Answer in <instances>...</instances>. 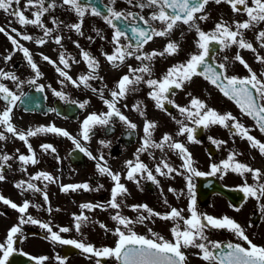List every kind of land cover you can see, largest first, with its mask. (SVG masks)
<instances>
[{
	"label": "flooded vegetation",
	"instance_id": "obj_1",
	"mask_svg": "<svg viewBox=\"0 0 264 264\" xmlns=\"http://www.w3.org/2000/svg\"><path fill=\"white\" fill-rule=\"evenodd\" d=\"M51 0H45V6ZM144 3L145 0H133V4H128L127 0H116L114 5L110 4V0H82V3L95 6L100 8L103 12L105 6H112L116 11L123 12L127 14L129 12L137 14L134 18L136 24L140 27H147L142 21L139 20L140 16H143L146 20L152 15L153 12L158 11L153 8H144L141 10L136 7V3ZM27 0H21L20 8L23 11L24 4ZM57 4H61L62 0H56ZM249 5L250 0H249ZM14 7H16L14 5ZM35 8H30L24 12L27 18H33L31 12L35 11ZM106 14V13H105ZM206 14H208L209 19L204 22L197 21L201 29L205 32H209L214 29L215 24L221 19L226 21L230 26H232L233 21L243 22L247 19L244 14H236L231 11L228 4L221 3L216 5L215 3H210L206 6ZM56 18L61 21L59 28L53 31L52 38L59 35L62 37L61 45H59L60 51L65 53V58L68 59L70 65L69 68L64 69L63 65L59 63L58 55V66L64 70L72 80L79 83V77L87 75L89 72L88 66L83 61L80 52L81 49L88 52L92 57H94L99 63L108 62L105 54H112L114 45L112 44V37L114 29L109 27L103 19L100 17H95L90 14H86L81 31L83 35H78L74 30H69L65 27L67 24H74L79 22L78 17L73 11L68 9V6L57 7L54 10L46 13L41 19L46 27L53 29L56 26L53 25L52 19ZM131 20V18H130ZM11 21V23H9ZM117 28H122L125 23L129 24V29L132 26L130 21H116L114 22ZM149 25L157 30L162 29L163 25L158 21L149 20ZM0 27L5 28L9 35H12L14 39H17L18 43L23 47L29 49L34 63H36L38 70L40 72V77L37 79L35 73L32 71L31 67L27 64L23 53L15 50L8 40L7 36L0 33V69L5 72L14 73L19 81L23 83L17 88L15 82L11 80H0L10 91L16 95L21 96V100L17 101V106L13 108L12 120L11 122L16 127L18 131L26 132L29 129H36L38 127H48L54 126L56 128L67 131L73 138H75L81 146L85 147L93 157L99 158L103 156V161L107 163L108 167L114 173H120L121 183L125 185L128 190V194L122 197H118L121 202V207L116 209H111L107 207L108 201L111 199V189L114 186V182L106 175H100L97 171L96 165L99 162L98 159H89L84 153L79 152L75 145L67 137L58 136L54 133H43L38 134L34 137L28 138V143L31 145L35 157L39 160L36 165H22L18 156L30 155L27 146L23 141L12 137L10 134L5 133L7 139L5 141H0V155L8 154L13 157L12 160L8 161L7 164L10 167H5L2 170V174L5 176L3 181H0V195L9 199L10 201L16 203L18 206L22 205L25 201L29 202L30 207L24 214V218L31 216L42 223H49L53 231L59 232V228L66 227L69 229L67 233H60L61 237L64 239H75L77 241H83L86 244H91L96 248L102 247H114L115 242L118 239L112 233L118 227L116 222L111 219V216L115 215L119 211L120 215L127 217L133 221L136 220L138 215H145L147 212L144 211H132V206L134 205H147L148 208L153 211L165 214L171 211L172 208L177 209V200L171 196L163 195L162 190L156 184H153L146 179H139L140 187L138 188L135 183L128 181L125 176L127 169L125 168V162L128 160H135L136 150L141 146V138L143 135L132 144L128 142L123 143L120 141V132L125 129V126L118 121V119L113 118L112 131H107L102 127H96L88 141H84L80 135L81 125L83 121L88 116L85 109L82 108L75 116H68V111L71 110V105L76 102L78 105L83 103V89L90 90L96 89L94 93L102 90L101 78L99 75V69L94 73L97 79L88 81L89 87H84L80 85L76 87L68 80L59 76L56 71V67L49 64L47 61L42 59V56H49L50 53L44 50V45L40 46L35 43V41L41 37L45 40H49L50 37H44L43 31L35 26L27 25L21 27L16 23L15 19L11 16L5 14L0 10ZM16 29L22 35H30L33 37L31 41L21 40L15 33L11 32L10 29ZM98 30L100 35H97ZM233 30H235L233 28ZM259 31H264V23L257 24L255 27L244 31V39L250 42V37L257 42L256 35ZM89 34H85V33ZM247 32V35L246 33ZM126 37L121 38V44H130L135 47V40L132 39V33L130 30H126ZM104 39H101L100 36ZM89 37L92 39L90 40ZM197 40V35L195 31H190L187 25L179 24L173 29L171 34L167 37H154L153 41L144 45L141 53H151L153 51H163L165 45L169 41H173L179 44V52L173 56H163L155 57L151 63V76L145 75L144 79H157L165 75L167 70L176 64L184 63L188 60L191 54L198 53V49L195 46V41ZM73 41L79 43L80 48H77ZM260 51V44L258 43ZM212 54L207 58V62L210 64H226V75L236 76L238 78H244L249 75L248 70L244 68L238 61H235L234 56L243 50L239 49L235 45L220 51L218 45H212ZM69 48V49H68ZM78 50V51H76ZM257 51V53H258ZM224 52V55L222 53ZM61 53V52H59ZM256 53V55H257ZM11 55V59L5 62V57ZM255 55V57H256ZM227 56L228 60L225 61L224 57ZM241 58L243 56L240 54ZM71 57V59H69ZM246 57V56H245ZM73 59L77 63H73ZM130 60V61H128ZM133 62V63H132ZM136 62V63H134ZM249 67L255 72L259 78L258 62L255 59V64L252 65L249 61H245ZM142 63H149L148 61H138L132 57H127L125 62L121 65L124 69L119 70L118 77L115 78L112 84V91L115 90L116 83L119 79L128 73H124V70L128 71L129 66L132 68H137L142 65ZM81 65V66H80ZM87 66L86 69L83 66ZM110 65V64H109ZM115 69V68H114ZM240 73H236V70ZM122 73V74H121ZM31 79H36L35 85H30L27 81ZM142 88L138 93L131 94L128 93L127 96L120 100L117 104L118 108L131 106L133 107L137 103H140L144 112V116H141L138 112V117L141 119V126L143 127L145 119L148 121L155 122L157 124L156 129L159 131H164V134H169L166 131L167 127H174L175 132L172 136L175 142H179L185 146L188 153L191 155L193 160V167L195 165V151L194 146L198 145L205 149L209 139L210 134L208 129L196 128L195 124L187 120L177 108L172 105L165 104V110L161 111L155 106V102L150 99L149 92L151 89L147 87L146 84H139ZM139 85L135 86L137 89ZM43 86L42 92H37L36 87ZM63 93L65 99H61L53 95V91ZM175 95H169V98L174 101L175 104L181 107H188L192 97H196L201 101L205 102L207 107L216 110L220 114L231 113L232 116L236 117L239 123L243 124L246 128L250 129V135L255 137L260 142L264 143V134H262L256 127L255 121L251 118L243 115L236 104L225 97L218 88L210 84L203 77H193L192 81L185 84L182 89H173ZM23 93V95H21ZM60 101L62 106V113L58 114L56 112V101ZM87 101V100H86ZM94 103V105H96ZM222 103V105L220 104ZM69 105V106H68ZM93 105V103L87 101V106ZM5 102L0 100V111L5 108ZM225 111H222V108ZM96 113V110L94 111ZM98 114V113H96ZM183 121L188 127L195 128L197 131L196 135L199 138H195L196 143L189 142L187 139V134L177 135L179 131L180 124L176 121ZM231 123V122H229ZM119 126V127H118ZM211 127L220 128V135L225 139L224 149L220 147L214 148V153L205 161H198V167L201 168H211L213 164H221L222 161L226 160L229 153H240L236 156V160L240 162L241 157L246 156L247 148L249 146L248 141L241 139L238 136H234L232 133L235 131L229 128H223L219 125H213ZM119 128V130H118ZM156 129L153 131L152 139L155 142H160L162 137L156 133ZM173 130V128H170ZM3 129L0 128V132ZM143 133V128L141 130ZM227 134V137H226ZM200 137H204L200 139ZM104 141L109 143V147H103L100 143ZM228 141V142H227ZM212 143V142H211ZM44 144L51 145L55 152L48 151L45 153L41 146ZM253 155L255 159H260L262 161V169L259 167L253 169H259L262 176L259 181L253 180L252 175L241 176L237 173H232L229 176L222 173H217L215 176L220 182L230 187H242L245 183L248 185L255 186L257 183H264V156H261L257 149H253ZM18 150V151H17ZM119 151V153H118ZM151 154V155H150ZM208 153L203 152L202 155ZM154 157V159H153ZM164 159L166 162L178 170L181 166L183 171V178L188 176V173L182 167L183 161L177 152L167 149L165 146L164 152L159 149H149L147 152L140 154V160L145 163L150 170L155 173V167L159 164L160 160ZM181 162L179 165L178 163ZM22 168H26V171H22ZM166 171V170H165ZM211 169L206 171L210 173ZM45 172L50 174L52 177L57 178L56 183H49L43 180H31V177L37 173ZM171 176H164L173 181V186H178L179 181H183L176 172L170 173ZM162 176L156 175L159 181ZM25 181V187L27 183H33L36 187L40 188V192H33L31 190L21 191L15 185L20 182ZM193 181V179H192ZM87 183L91 189H97L98 191H87L80 189L75 192L69 191L64 193L61 191L62 185H75ZM103 187H100V186ZM47 195L48 201L45 202L44 195ZM167 200V204L164 201ZM227 204H231L230 201L224 199ZM91 204V205H104L106 210H101L100 208H94L89 211L88 209H81V205ZM36 205L38 207H32ZM264 197H260L259 201L253 198H244L237 207L234 215V221L238 223L244 230L245 234L249 237L253 244L264 247ZM231 206V205H230ZM232 207V206H231ZM58 209V210H57ZM239 209V211H237ZM81 212L87 217L89 221L86 226H82L81 231L77 232L74 224V216L80 215ZM156 218V223L160 222L161 219ZM21 219L20 214L9 207L8 205L0 202V243H4L7 238V233L13 226H19L21 232L17 234L14 241V254L9 258L8 264H36V259L40 257H47L43 264H59L58 257L64 259L65 264H96L97 258L90 256V254L82 253L79 249L74 248L71 245H61L59 243H54L48 239L49 233L45 229L39 227V225H33L31 223H25L19 225V220ZM172 226L170 229L178 223V221H171ZM146 223V220L143 224ZM106 226L107 231L101 228L100 225ZM135 225V224H134ZM140 225V224H139ZM122 228V226H120ZM169 229L170 236L165 239L172 241L173 237ZM211 231V237L214 235V231L217 230L219 234L223 237L229 234L228 238H222L230 240L241 246L247 244L240 240L235 235L232 237V232L226 229H213L209 227ZM123 230V229H122ZM138 235H144L146 238H152L141 231H134ZM244 247V246H243ZM190 249H182L186 254ZM23 253V255H21ZM33 257V259H29ZM100 264H117L114 258H101ZM187 264H189L187 262ZM198 264V263H196Z\"/></svg>",
	"mask_w": 264,
	"mask_h": 264
},
{
	"label": "snow or ice",
	"instance_id": "obj_2",
	"mask_svg": "<svg viewBox=\"0 0 264 264\" xmlns=\"http://www.w3.org/2000/svg\"><path fill=\"white\" fill-rule=\"evenodd\" d=\"M116 0H110V4L114 5ZM128 4H133V0H127ZM210 3L220 5L221 3L228 4L231 11L236 14H244L247 19L243 22L233 21L230 26L226 21L221 19L215 24L213 30L205 32L201 29L197 21L204 22L209 19L206 14V6ZM21 0H0V10H2L8 16L15 19L21 27L32 25L40 28L43 31L44 37H51L53 31L59 28L61 21L56 18L52 19L53 25L56 27L50 29L45 26L42 22V17L54 10L57 7L68 6L70 11H73L78 17L79 22L74 24H67L65 27L69 30H74L78 35H83L81 31L83 19L86 14H90L95 17H100L104 22L111 28L114 29L112 44L114 49L112 54H105L106 60L113 68L120 67L126 60L127 57H132L138 61H148L149 63H142L140 67L132 68L129 66L128 73L123 75L116 83L115 90L110 92L111 100L103 99V92L100 95L103 99V103L107 107V111L96 114L92 113L86 117L81 125V137L84 141H88L93 133L94 128L102 127L107 131H112L113 118L118 119L128 131L129 136L135 133L137 125L131 122L125 115H123L117 104L120 100H123L127 94L131 91L136 90L135 86L144 83L151 91L149 97L155 102L157 109L161 111L165 110V104L172 105L177 108L178 111L185 116V118L195 124L196 128L208 129L213 125H219L223 128H229L235 130L232 134L238 136L243 140L248 141L249 146L253 149H257L261 156H264V143L257 140L255 137L250 135V129L246 128L243 124L239 123L236 117L232 116L231 113L220 114L216 110L207 107L206 103L196 97H192L188 107H181L174 103L169 98V95H175L173 89H182V87L191 82L193 77H203L210 84L214 85L219 91L233 101L236 106L240 109V112L255 121L256 127L259 131L264 134V80L258 78L257 74L252 71L249 65L241 58L240 54L237 53L234 56V60L238 61L241 65L248 70L249 75L244 78H238L236 76H227L226 64H210L207 62V58L212 54V45H218L220 51H224L232 46H236L239 49L250 50L253 53L256 49L252 43L244 39V31L255 27L257 24L264 23V0H145L144 3H136L135 6L141 10L144 8H155L158 11L152 13V15L146 20L143 16L139 17V20L143 22L147 27H140L136 24L135 16L137 14L116 11L112 6H105L102 12L100 8L82 3V0H62L61 4H57L56 0H51L45 6V0H27L24 4L22 11L19 7ZM14 5L16 7H14ZM30 8H35V11L31 12L33 18H27L24 14ZM106 13V14H105ZM131 18V20H130ZM149 20L158 21L163 25L162 29L157 30L149 25ZM116 21H130L132 26L129 29V24L125 23L122 28H117L114 22ZM11 23V21H9ZM179 24L187 25L190 31H195L197 40L195 46L199 50L198 53L191 54L188 60L181 64H176L170 67L165 75L159 80L157 79H144L145 75L151 76V61L155 57L173 56L179 52V44L173 41H169L163 51H153L151 53H141L144 45L153 41L154 37H167L171 34L174 28ZM233 28L235 30H233ZM126 30H130L132 33V39L135 40L136 44L133 47L130 44H121V38L126 37ZM11 32L15 33L21 40L31 41L33 37L30 35H22L16 29H10ZM97 35H100L98 30ZM0 33L7 36L11 42L13 48L23 53V56L27 64L31 67L35 73L36 78L40 77V72L36 63H34L29 49L20 45L17 39H14L12 35L8 34L5 28L0 27ZM101 39L104 37L101 35ZM91 40L92 38L89 37ZM256 40L260 44L261 48H264V31H259L256 35ZM48 41L43 37L37 39L35 43L37 45H44ZM53 42L57 45H61L62 37L57 35L54 37ZM77 48H80L79 43L73 41ZM80 55L83 61L88 66L89 72L87 75L79 77V83L72 80L68 74L60 67H56V71L59 76L65 80L73 83L74 86L89 87L88 81L97 79L94 73L99 69V62L92 57L88 52L81 49ZM11 59V55L5 57V62ZM42 59L47 61L49 64L54 62L47 56H42ZM71 59V57H69ZM225 61L228 57H224ZM258 63L264 64V56L259 54L255 57ZM73 63H77L73 59ZM59 63L63 65L64 69L70 67L68 59L65 58V53L61 51L59 56ZM55 66V64H54ZM260 77H264V72L260 73ZM0 80H11L16 83L17 88L23 83L19 81V78L14 73L5 72L0 69ZM30 85L36 84V79L27 81ZM94 92L96 89H92ZM37 92L43 91V86L36 87ZM23 95V93L21 94ZM53 95L65 99L63 93L53 91ZM0 100L5 102V108L0 111V128L3 129L0 132V141H5L7 136L5 133L10 134L12 137L23 141L28 148L30 155H19L18 160L22 165H36L39 160L35 157V153L32 150L31 145L28 143L29 137H34L38 134L43 133H54L58 136L67 137L75 145V148L88 156L89 159H98L96 165L97 171L100 175L108 176L113 182L114 186L111 189V199L108 201L107 207L118 210L121 207V202L118 197H122L128 194V190L121 181L120 173H114L110 170L107 163L103 161V156L99 158L93 157L91 153L75 139L67 131L56 128L54 126L38 127L34 130L29 129L26 132L18 131L11 122L13 108L17 106V101L21 100L20 95L14 94L10 91L3 83H0ZM87 101L78 105L80 108H84ZM133 111H137L141 116H144V112L140 103L133 106ZM180 124L177 135L187 134L189 142L196 143L198 141L194 138L195 128L188 127L183 121H176ZM231 122V123H229ZM157 124L152 121L145 119L143 125V137L141 138V146L136 150L135 160H128L125 162V168L127 169L125 178L128 181H132L140 187V179H146L159 186V182L156 178L158 176H168L170 173L176 172L177 175H181L180 172L176 171L171 167L166 160L161 159L159 164L155 167L156 175H153V171L140 160V154L147 152L149 149H159L164 152L165 146L167 149L177 152L180 159L183 161L182 167L188 173L186 177L188 184L189 203L187 211L190 213L188 218L182 215L183 210L172 208L170 212L160 214L152 209L148 208L147 205H134L132 211H144L147 212V216L138 215L136 220L133 221L127 217L120 215L119 211L115 215L111 216V219L118 225L112 233L118 239L115 242L114 247H102L96 248L91 244H86L83 241H77L75 239H64L60 233H67L69 231L66 227L59 228V232L53 231L49 223H42L31 216L24 218V214L30 207L29 202L25 201L22 205L18 206L16 203L6 199L0 195V202L8 205L12 209L16 210L21 219L19 225L25 223H31L33 225H39L40 228L45 229L49 233L48 239L54 243L61 245H71L76 249H79L82 253L90 254L92 257L97 258L96 264H100L101 258H114L117 264H187V256L182 249L195 248L200 252L199 258L206 262V264H264V247L257 246L252 243L249 237L245 234L243 228L231 218L225 216L222 218H215L211 215L200 214L196 210V200L194 193V185L192 183L193 176H203L205 173L197 171L193 167V160L191 155L188 153L185 146L179 142H175L169 134H164L160 142H155L152 139L153 131L156 129ZM211 142L217 147L224 143V141H218L209 137ZM103 147H109V143L104 141L100 142ZM42 150L47 153L48 151L55 152V149L48 144L41 146ZM18 151V150H17ZM151 155V154H150ZM240 153H229L226 160L222 161L221 164L211 165V171L208 175H215L225 171H231L244 176L245 173H250L253 180L259 181L262 173L259 169H253L250 166L238 162L236 156ZM13 157L8 154L0 155V170L5 167H10L7 164L8 161L12 160ZM154 159V157H153ZM22 171H26V168H22ZM166 170V171H165ZM5 176L0 171V181H3ZM31 180H43L49 183H56L57 178L52 177L50 174L45 172L37 173L31 177ZM21 191L31 190L33 192H40L41 189L36 187L33 183H27L25 187V181H20L15 185ZM100 187H103L102 185ZM87 191H98L97 189H91L87 183L75 184V185H62L61 191L67 193L69 191L75 192L77 190ZM245 196V198H253L259 201L260 197H264V183H257L255 186L248 185L245 183L239 189ZM173 191V189H169ZM45 202L48 201V197L44 195ZM167 204V200L164 201ZM32 207H38L32 205ZM264 207V205H262ZM94 208H100L106 210L104 205H91L83 204L81 209H88L89 211ZM58 210V209H57ZM239 211V209H237ZM152 217H157L165 221H183V228L179 223L170 229L173 237L172 241L165 240L162 236L157 233H151L152 238H146L144 235H138L132 231L131 226L134 224H143L145 220ZM74 227L77 232L81 231L82 226H86L89 221V217L85 216L83 212L80 215L74 216ZM122 226V228L120 227ZM101 228L107 231L105 225L101 224ZM208 227L213 229H226L232 232L240 240L247 244V247H242L240 244L227 243L223 245L227 251H213L220 250L222 245L220 242L210 241L205 231ZM123 229V230H122ZM21 232L19 226H13L7 233V238L4 243H0V264H8L9 258L14 254V241L17 234ZM23 255V253H21ZM33 259V257H29ZM47 257H40L36 259V264H43ZM59 264H65L64 259L57 258Z\"/></svg>",
	"mask_w": 264,
	"mask_h": 264
},
{
	"label": "rangeland",
	"instance_id": "obj_3",
	"mask_svg": "<svg viewBox=\"0 0 264 264\" xmlns=\"http://www.w3.org/2000/svg\"><path fill=\"white\" fill-rule=\"evenodd\" d=\"M245 33L247 35V32H245ZM85 34H89V33L86 32ZM51 41H53V40H51ZM51 41H49L50 43L47 42L44 45V50L51 54L48 57L54 62L55 67H57L58 66L57 57L60 54L59 52H61V51L58 47L59 45H57ZM250 43H252L253 47L256 49V52L253 53L250 50H243L242 52H240V54L243 56L244 61H249L252 65H254L255 64V55L258 51L259 45L251 37H250ZM76 51H78V50H76ZM257 54H259L260 56H264V48H260V51H258ZM222 55H224V52L222 53ZM128 61H130V60H128ZM134 63H136V62H134ZM54 64H52V65L54 66ZM83 68L86 69L87 66L84 65ZM120 68H121V70L124 69L121 66L118 68H115V69L111 68L109 66L108 62L99 63V75L98 76L101 78L100 84H101V87H103V89L99 90V92H97V93H94L90 90L83 89V96H84L83 98L84 99H86V98L91 99V101L93 103V105L91 107L86 108L85 111L87 113H94V111L96 110V113L100 114V113L107 111V107L103 103V99L111 100L110 92L112 91V84L114 83L115 78L118 77ZM258 70H259V74L261 72H264V64L258 63ZM125 72L128 73L127 70H124V73ZM235 72L240 73V71L238 69ZM259 78L264 80V77L259 76ZM141 88L142 87L139 85V87L136 90L132 91L131 94L138 93ZM101 91L103 92V99L101 98V95H100ZM97 101H98V103L96 105H94V103H96ZM220 104L222 105V103H220ZM119 109L123 115H125L131 122H133L137 125L138 130H140V131L142 130V126L140 123L141 119L138 117V112L133 111V107L127 106V107H121ZM221 110L225 111V108L223 107ZM174 127H167L166 131L169 134L174 135V132H175ZM170 128H173V130H170ZM140 131H139V135H141V136L144 135V133H142V132L140 133ZM164 132H165V130L159 131L158 128L156 129V133L160 136H163ZM208 132H209L211 138L218 140V141H225V139L219 134L220 128L210 127V129H208ZM226 137H227V134H226ZM224 146H225V143L221 144L219 147L224 149ZM194 151H195V153H198V154L205 152V150L199 146H194ZM247 154H248V156L242 160V163L250 166L251 168L259 167L260 169H262V161L260 159L259 160L255 159V157L253 155V150L249 149L247 151ZM198 156L200 157V155H198ZM227 172L228 171H226V173ZM173 184L174 183L172 180H167V184L165 185L164 189L169 191V189L178 188V186H175V185L173 186ZM172 195L176 196L179 200H186V203L189 202L188 190L187 191L185 190L184 192L177 191L176 193H173ZM214 198H216V199L213 200ZM211 201H213L215 204L217 203V205H219V203H218L219 201H222L224 204H226L225 201H223L221 198H219L217 196L212 197ZM181 209L183 210L182 215L184 217L186 216V218H188L189 213L187 211V207L181 208ZM221 209H222V211H224L223 208H221ZM147 215L148 214H146V216ZM178 222H183V221H178ZM171 226H172L171 221L161 220L160 222L156 223V218L152 217V218L146 220L145 224L132 225L131 228H132V231H141L148 236H151V233L149 232V229H151L152 232L157 233L159 236H162L164 239H167L170 236L169 229ZM187 262L193 263V260H191V259H189V257H187ZM198 264H206V262L201 260V259H198Z\"/></svg>",
	"mask_w": 264,
	"mask_h": 264
},
{
	"label": "water",
	"instance_id": "obj_4",
	"mask_svg": "<svg viewBox=\"0 0 264 264\" xmlns=\"http://www.w3.org/2000/svg\"><path fill=\"white\" fill-rule=\"evenodd\" d=\"M208 150L212 152V149L210 147H208ZM208 177H198V186H197V193H198V196H199V199H202L204 196L207 195V193L209 192H205L201 189L202 185L204 184L205 180L207 179ZM213 190L215 191H219L223 194H225L226 196H228L230 199H232L233 197V192L232 190H229V189H225L223 186H221L220 184H216L214 185L213 187Z\"/></svg>",
	"mask_w": 264,
	"mask_h": 264
}]
</instances>
